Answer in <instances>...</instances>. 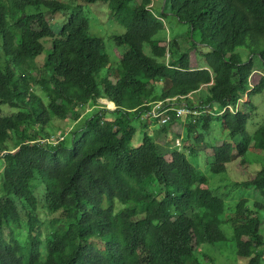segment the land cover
<instances>
[{
	"label": "trees",
	"instance_id": "obj_1",
	"mask_svg": "<svg viewBox=\"0 0 264 264\" xmlns=\"http://www.w3.org/2000/svg\"><path fill=\"white\" fill-rule=\"evenodd\" d=\"M99 2L107 3L112 18L126 29L113 37L116 46L129 49L112 75L104 40L92 33L81 11V4ZM80 3L0 0V159L5 161L0 264L213 262L203 247L230 249L246 264H263L264 203L249 208L242 200L226 214L225 202L205 187L208 179L186 155L193 152L187 148L199 146L202 135L189 133L172 150L149 135L139 148L131 142L137 132L133 119H159L148 114L156 105L171 108L167 102L173 101L199 112L184 116L189 126L203 122L207 129L216 117L231 138L243 136L240 144L219 147L218 161L211 165L214 174L246 157L248 114L240 103L245 96L251 103L252 95L264 92V70L258 84L250 85L256 57L264 68V0H163L161 15L154 11V0ZM167 12L188 24L189 50L181 53L177 40L168 41L169 47L155 39L165 30L162 15ZM57 15L61 19L56 21ZM145 44L152 57L145 55ZM199 47L209 52L193 68L191 52ZM238 49L249 52L250 61L242 60ZM203 88L208 101L195 106L190 96ZM101 98L115 109L101 106ZM3 105L17 112L4 116ZM86 108L85 127L68 131L61 126L59 121L72 120L71 115L77 119ZM177 116L169 111L170 121L163 119L160 130L166 132L183 118ZM54 137L63 140L43 143ZM12 138L16 147L11 151L4 145ZM254 148L264 150V125L255 134ZM36 177L40 184L34 183ZM36 185L45 187L44 197H36ZM245 185L264 196V166ZM40 202L55 228L45 239ZM224 224L230 225L231 238Z\"/></svg>",
	"mask_w": 264,
	"mask_h": 264
},
{
	"label": "rangeland",
	"instance_id": "obj_2",
	"mask_svg": "<svg viewBox=\"0 0 264 264\" xmlns=\"http://www.w3.org/2000/svg\"><path fill=\"white\" fill-rule=\"evenodd\" d=\"M63 3L67 4H75L79 6L80 0H58ZM82 5V6H81ZM80 6L81 11L84 12L86 17L89 20V24L92 30V33L104 40L105 43V50L106 53L109 55L111 60L110 66V74L114 73L115 70L118 71V64L120 62L121 57L123 54L129 49L127 45H122L120 47L116 46L115 41L113 39L114 36L122 35L126 32V29L121 26L118 22L112 18L111 11L108 8L107 3H96V4H81ZM154 11L159 13L160 15L163 12V0H154L153 4ZM163 16V22L165 25V30L159 33L155 39L165 41V43L170 47L171 44L168 41L177 40L181 53L189 50L192 47L191 42H189V26L186 23L180 22L175 16L167 12ZM54 19L59 20L61 19L60 15L54 17ZM55 21V23H57ZM49 47V45L47 46ZM143 51L146 56L152 57L151 47L148 44H145L143 47ZM209 50L204 47H199L198 50H194L191 52L192 64L193 65H200L203 63L202 55L208 53ZM236 54L244 61H250L249 59L252 57L249 52L245 49H238ZM44 56L41 57L39 64L42 63ZM163 62L162 60H159ZM255 62V69L256 71L250 78V85L253 87L258 84L260 78L263 76V65L256 57L254 59ZM104 74V73H103ZM106 74V73H105ZM46 99V97H45ZM197 101L194 105L199 106L200 102L207 103L208 101V92L204 90L201 92L197 97H195ZM177 101V100H176ZM241 101L240 106L243 111L248 114V121L246 125L247 136L250 138V147L246 157L243 158H236L231 163L227 165V171L223 174H214L211 171V165L218 161V149L224 142H230L233 144H240L243 142V136L239 135L236 138H231L227 129L224 128L223 122L214 115H211L212 112H208L206 115H211L213 118L212 121L209 122V127L207 129L204 128L203 122L200 124H195L194 126H186L188 130L185 131V135L182 141L187 139L189 133H194L202 135L201 142L198 147L190 146V143L186 145L191 148H187L188 150H193L191 154L186 152V155L190 162L197 168V171L208 179V184L205 186L206 188L210 189L214 195L218 196L225 202V212L227 215L231 214L236 210V204L239 201L247 200L248 207L252 208L253 204L256 202L264 203V196L263 194L258 191L254 186H247L245 185L246 182L250 181L254 175H256L261 168L264 166V150H258L254 148V137L257 130L264 125V92L260 94H254L251 96V103L249 102V98L245 97ZM194 102V100H192ZM169 105L178 107L177 103L175 102L172 105L173 101H168ZM99 104L101 106L106 107L107 109L114 110L115 106L111 105L112 103L109 102L106 98H101L99 100ZM215 108H219L218 104H212ZM88 109L82 112L81 117L75 119L74 115H71L72 120L68 119L67 121H59L61 126L65 128H69L68 131L71 129L83 128L87 122V117L85 112L88 113ZM236 111L238 108H235ZM187 110V109H186ZM234 110V108H232ZM88 111V112H87ZM17 112V109H11L8 105L2 106V114L4 116H9ZM130 115H133L130 113ZM144 122L139 121V119H133L132 125L136 129V134L131 142V147L139 148L144 143L146 137L149 135L154 138L159 144L161 143L160 140L164 137L163 132H160L159 127L163 125L162 121L164 117L159 119L156 118H149L145 117ZM158 120L155 121V120ZM206 121V120H205ZM207 122V121H206ZM57 125H59L57 123ZM183 128L178 127L176 132L181 134ZM188 132V133H187ZM58 134V132H57ZM162 136V137H161ZM182 135H180L181 137ZM189 137V136H188ZM55 138V137H54ZM175 145L176 147L181 146V141H177L176 138ZM162 144V143H161ZM160 144V145H161ZM166 150H169V147H165L161 145ZM8 147V149L15 150L16 147V139L12 138L8 141L4 148ZM172 150V149H170ZM194 154V155H193ZM117 156V152L113 154ZM217 156V158H216ZM170 155L167 157L170 160ZM5 168V161L0 159V197L2 196L1 193V182H2V172ZM35 184H40L38 177L34 180ZM37 186V185H36ZM42 189L37 186V193H35L37 198L44 197L45 195V187L41 185ZM16 205L21 209V205L18 201H16ZM42 209L40 213L43 216V234L45 239L51 232L54 231L55 228L52 226L53 216L49 215L46 211L45 204L40 202ZM45 208V209H44ZM23 209V208H22ZM262 218V225L260 232L264 236V213L260 215ZM223 231L225 232L228 238H231L230 232L231 228L229 224H224L222 226ZM20 234V233H19ZM22 235V234H20ZM24 240L22 239V242ZM43 242V240L41 241ZM41 251L43 253V259L46 257V250L45 246L41 245ZM260 251L264 253V246L260 248ZM202 252L207 255L209 258L214 259L213 262L204 259L203 263L205 264H237V263H247V260L239 259L236 255L233 254L232 250L226 248H219V249H211L210 247H203ZM204 258V257H203ZM264 264V262H263Z\"/></svg>",
	"mask_w": 264,
	"mask_h": 264
},
{
	"label": "crops",
	"instance_id": "obj_3",
	"mask_svg": "<svg viewBox=\"0 0 264 264\" xmlns=\"http://www.w3.org/2000/svg\"><path fill=\"white\" fill-rule=\"evenodd\" d=\"M192 67L193 68H197V67H199V65H193L192 64ZM204 90H206V88H203V90L201 92H203ZM201 92H197V93L193 94L192 96H190V100H194L193 103H196L197 101L195 100V97H197ZM189 120H190L189 118L186 119V117H183L182 119H177L174 122H172V124L168 128V130H166V132H163L164 137L161 136L162 139L160 140V142L162 144L161 143L160 144L163 145V146H165V147H169L170 149H173L174 146H176L175 145L174 138H176L177 141H181L182 142V139H183V137L185 135V131L187 130L186 126H189V123H190ZM155 121L158 122V120H155ZM178 127L183 128V130L181 131V134H179L178 132H176V130L178 129ZM160 128H162V127L160 126L159 129ZM159 131L162 132L161 130H159ZM180 135H182V136L180 137Z\"/></svg>",
	"mask_w": 264,
	"mask_h": 264
},
{
	"label": "built area",
	"instance_id": "obj_4",
	"mask_svg": "<svg viewBox=\"0 0 264 264\" xmlns=\"http://www.w3.org/2000/svg\"><path fill=\"white\" fill-rule=\"evenodd\" d=\"M163 111H164V109H162V108L155 109L151 113H149L148 116H152L153 113H162ZM175 111H177L178 115H181V117L196 115L195 109L194 110H175ZM60 140H63V138L55 137V138H53V140H47V141H44L43 143L48 142V143L57 144Z\"/></svg>",
	"mask_w": 264,
	"mask_h": 264
},
{
	"label": "bare ground",
	"instance_id": "obj_5",
	"mask_svg": "<svg viewBox=\"0 0 264 264\" xmlns=\"http://www.w3.org/2000/svg\"><path fill=\"white\" fill-rule=\"evenodd\" d=\"M153 6V5H152ZM152 6L150 7V9L152 8ZM245 97H248V96H245ZM245 97L241 100L242 102H244L243 100L245 99ZM171 100H173V99H171ZM178 105V104H177ZM186 107L187 108V110H192V109H190V107H188L187 105H185V103H182V104H180V105H178V108L179 107ZM169 107H171V108H169V109H164V111L162 112V113H156L159 117H164V119H165V121L166 122H168V121H170V117H166V114L169 112V111H175L176 109H174V108H172V107H174V106H169ZM231 108H233V107H229L228 109L231 111ZM155 109H160V107L159 106H155L154 107V109L153 110H155ZM235 109V108H234ZM194 110V109H193ZM225 110H227V109H225ZM225 110H224V112H225ZM232 112V111H231ZM196 115H199V112L196 110ZM177 117H181V115H179V116H177Z\"/></svg>",
	"mask_w": 264,
	"mask_h": 264
}]
</instances>
